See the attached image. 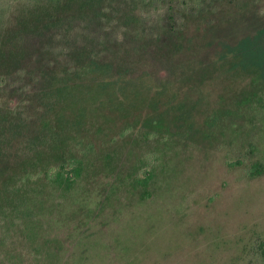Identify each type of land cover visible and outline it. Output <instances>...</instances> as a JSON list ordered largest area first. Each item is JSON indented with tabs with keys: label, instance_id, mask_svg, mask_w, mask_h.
Here are the masks:
<instances>
[{
	"label": "rangeland",
	"instance_id": "374dc122",
	"mask_svg": "<svg viewBox=\"0 0 264 264\" xmlns=\"http://www.w3.org/2000/svg\"><path fill=\"white\" fill-rule=\"evenodd\" d=\"M263 27L264 0H0V264H264V79L215 50ZM92 37L123 81L59 77ZM69 150L77 183L37 182Z\"/></svg>",
	"mask_w": 264,
	"mask_h": 264
},
{
	"label": "trees",
	"instance_id": "16d2710c",
	"mask_svg": "<svg viewBox=\"0 0 264 264\" xmlns=\"http://www.w3.org/2000/svg\"><path fill=\"white\" fill-rule=\"evenodd\" d=\"M138 19L139 17H135L132 22L134 21L135 23H139ZM163 27L167 33L162 38L157 39V42L161 43L160 46L174 51L178 47H181V42L184 38H182L183 35L180 34V30L178 31L177 27L174 26L166 25ZM95 43L96 39L95 37H92L90 38V44H93L94 46L90 49L85 46L75 45L73 50L74 52L71 54V51L67 54L65 51H62V56L73 59V66L77 68L74 70L63 64L62 70L65 68L66 74L60 75L59 77L66 79L67 81H72L75 78H83L91 75L95 76V78L99 77L104 81H109L112 78L117 81L120 80V82L123 81L122 75H120L119 72H115L114 65L110 62L103 61L99 57L100 53L95 49ZM216 49H218L216 52H218L219 57L223 58L228 56V54L233 55L239 59L238 64L242 68L252 70L258 74L260 78L264 79V27L259 29L254 36H248L240 40L235 45H230L225 42L218 43L215 45V50ZM2 50L3 49L0 47V66H4V63H6L10 58V55L6 54V52ZM73 53L75 54L74 57ZM57 60L59 61L58 57ZM110 82H112V80ZM70 140V137L67 133L65 134L64 131H48L47 134L40 137L39 142H36L34 147L42 148L44 151L46 148L54 153L61 150V147H66ZM33 153L35 152L33 151ZM35 154L40 157L42 156L39 152L37 153V151ZM53 163V165L42 166L37 171V182H41L45 184L47 188L49 186L54 190H57L58 188H65L69 190L77 183L82 174L84 167L82 154L79 151L76 152L74 150L64 151L62 156L58 155L54 159ZM262 172L263 169L257 167L252 174L258 175ZM33 174L34 173L30 170V172L24 173L20 180L13 178L11 180L13 182L12 187L18 188L19 186L21 187L22 183L25 181L31 182L33 180ZM260 252L264 263V242L261 244Z\"/></svg>",
	"mask_w": 264,
	"mask_h": 264
}]
</instances>
